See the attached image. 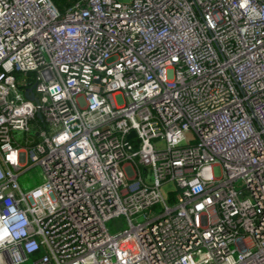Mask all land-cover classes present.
Returning a JSON list of instances; mask_svg holds the SVG:
<instances>
[{
    "label": "built area",
    "instance_id": "1",
    "mask_svg": "<svg viewBox=\"0 0 264 264\" xmlns=\"http://www.w3.org/2000/svg\"><path fill=\"white\" fill-rule=\"evenodd\" d=\"M0 264H264V0H0Z\"/></svg>",
    "mask_w": 264,
    "mask_h": 264
},
{
    "label": "rangeland",
    "instance_id": "2",
    "mask_svg": "<svg viewBox=\"0 0 264 264\" xmlns=\"http://www.w3.org/2000/svg\"><path fill=\"white\" fill-rule=\"evenodd\" d=\"M16 78L19 82H28L32 83L34 82V75L30 74L28 76H25L24 74H16ZM18 136L21 135V133L16 134ZM23 138L24 136L21 135ZM22 145L24 146V140L22 139ZM43 171L42 168L39 166L34 167L33 169L29 170L23 176L20 178V185L23 190L29 191L34 189L35 187L39 186L43 182ZM174 190H175V185L173 183L165 186L163 189V192L165 195L167 194L168 198H172L174 196ZM143 220V219H142ZM141 221V219H139ZM108 231L110 234H116L118 232H122L126 229L129 228V222L127 219L123 216L114 218L110 222L107 223L106 225Z\"/></svg>",
    "mask_w": 264,
    "mask_h": 264
},
{
    "label": "trees",
    "instance_id": "3",
    "mask_svg": "<svg viewBox=\"0 0 264 264\" xmlns=\"http://www.w3.org/2000/svg\"><path fill=\"white\" fill-rule=\"evenodd\" d=\"M77 0H52V2L55 4V6L61 11L64 12L68 8H70L73 4L76 3ZM33 125L35 127V130L38 129V124L33 122Z\"/></svg>",
    "mask_w": 264,
    "mask_h": 264
},
{
    "label": "water",
    "instance_id": "4",
    "mask_svg": "<svg viewBox=\"0 0 264 264\" xmlns=\"http://www.w3.org/2000/svg\"><path fill=\"white\" fill-rule=\"evenodd\" d=\"M25 97L27 99L31 100V101H34L36 103H39V99L36 97L35 92L33 91V87H30V88H28L26 90ZM37 117L40 118V119H42L41 113H38L37 114ZM132 137H136V132L135 131L131 132V134L128 136V139H130Z\"/></svg>",
    "mask_w": 264,
    "mask_h": 264
}]
</instances>
